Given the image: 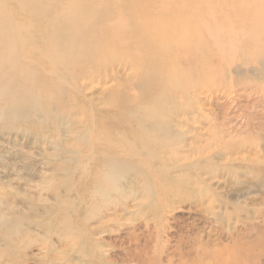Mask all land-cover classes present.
<instances>
[{
    "label": "rangeland",
    "instance_id": "rangeland-1",
    "mask_svg": "<svg viewBox=\"0 0 264 264\" xmlns=\"http://www.w3.org/2000/svg\"><path fill=\"white\" fill-rule=\"evenodd\" d=\"M217 26L177 68L151 72V59L135 74L136 48L92 80L65 78L64 104L39 91L31 114L0 100V264H264V38ZM180 77L165 104L139 102ZM115 86L137 108L108 105Z\"/></svg>",
    "mask_w": 264,
    "mask_h": 264
},
{
    "label": "bare ground",
    "instance_id": "bare-ground-1",
    "mask_svg": "<svg viewBox=\"0 0 264 264\" xmlns=\"http://www.w3.org/2000/svg\"><path fill=\"white\" fill-rule=\"evenodd\" d=\"M10 1L13 10L5 9V4L0 6V100L9 103L12 110L29 108L31 114L38 107L32 100L38 97L39 91L52 92L64 104L68 93L63 83L65 78L92 80L91 74L102 70L110 57L130 55L136 48L139 49L141 59L138 63H132V67L135 74L139 75L144 60L152 59L157 63L151 72L158 69L159 65L172 64L177 68L183 54L189 53L192 42L200 44L201 38L202 43L208 42L207 46L215 40L216 33L212 37H204V32L209 33L212 28L215 30L219 27L217 25L225 26L226 30L232 26L235 28L232 31L237 32L242 41L245 39L256 44L264 38L261 0H244V4L242 0H103L104 3L101 1L100 4L98 0ZM237 1L238 4L233 7ZM218 3L226 4V9L215 7ZM200 18L204 23L196 24L195 19ZM245 24V28H240ZM70 59H77L73 60L74 66ZM80 62L81 66L78 65ZM149 73L145 74L142 84L148 88L156 87L152 84L153 73ZM186 80L183 77L175 78L176 82L169 85L170 93L167 91L169 87H160L156 92L143 94L139 102L144 105L150 101L157 102L159 107L168 101L169 96L180 90ZM27 84L32 88L26 93ZM16 94L21 96L15 98ZM71 96L69 99L74 100L75 97ZM125 96L120 86H115L110 93L108 105L118 106L119 112L130 103L133 108H137L135 99ZM9 99L12 100L9 102ZM74 105L81 108L86 118L89 116L95 119L94 112L90 114L76 99ZM51 107L48 106L49 109ZM31 114L21 118L29 121L33 116ZM51 119L54 120V117L51 116ZM95 128L100 131L101 127L96 125ZM94 140L96 143L91 142L92 155H95L94 147L102 144L100 140ZM110 149L118 155L116 150ZM117 155L114 157L115 162L119 157ZM4 223L8 227L12 225L8 219ZM5 234L6 240L7 231ZM238 252L242 253L241 249Z\"/></svg>",
    "mask_w": 264,
    "mask_h": 264
}]
</instances>
